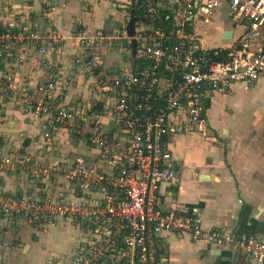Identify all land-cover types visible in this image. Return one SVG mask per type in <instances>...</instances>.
<instances>
[{"label": "built area", "instance_id": "2783aa9c", "mask_svg": "<svg viewBox=\"0 0 264 264\" xmlns=\"http://www.w3.org/2000/svg\"><path fill=\"white\" fill-rule=\"evenodd\" d=\"M127 5L141 10L145 20L135 45L119 50L132 55L128 68L102 70L101 58L87 55L105 40L101 33L76 38L84 52L73 61L88 81L87 104H56L53 81L36 84L32 92L15 86L10 75L14 45L45 54L61 47L62 33L31 27L0 34V111L6 101L18 100L42 120L40 141L49 143L64 130L95 151L91 162L76 158L35 170L24 169H30L28 158L0 154V174L20 167L36 180L58 183L27 195L7 192L0 180V214L35 230L70 226L71 244L47 264H162L163 233L187 235L195 244L264 264V240L224 228L204 230L195 212L167 210L161 195L162 186L179 184L169 140L205 135L214 93L234 84L247 88L264 73V0H128ZM222 8L244 27L231 46L209 48L186 32L196 16ZM166 26L172 29L166 32Z\"/></svg>", "mask_w": 264, "mask_h": 264}, {"label": "crops", "instance_id": "0c3cea01", "mask_svg": "<svg viewBox=\"0 0 264 264\" xmlns=\"http://www.w3.org/2000/svg\"><path fill=\"white\" fill-rule=\"evenodd\" d=\"M127 2L0 0V28L3 31L35 27L41 32L58 30L65 38L61 47L45 54L34 48L26 49L21 44L14 45L15 59L10 74L14 85L27 86L33 92L36 84L51 80L55 83L52 91L54 103L87 104L90 100L86 88L88 81L82 68L73 61L75 54L84 52L78 47L76 38L101 33L105 40L100 41L95 50L86 52L87 55L100 57L102 70L107 67L114 72L124 63L128 68L132 55L119 50H129L135 45V33L142 22L133 16ZM222 9L227 13L225 8ZM222 9L208 16L216 18ZM227 17L230 22L223 19L219 28V40L224 43L212 47H229L243 34L241 22L228 13ZM208 23L207 16L198 15L190 26L191 32L203 44L204 34L198 28ZM116 31H121V36H110ZM225 32L231 33L229 39L223 38ZM106 50L119 53L112 63L103 60ZM18 58L22 60L18 61ZM119 60L122 65L117 64ZM263 82L264 73L249 87L257 88ZM234 87L238 90L243 87L245 91L249 88L234 84L226 92L214 93L208 108L209 111L212 105V119L209 121L207 115L205 135L182 134L169 140L179 184L176 187L162 186L161 195L167 210L195 212L204 230L224 228L236 235H254L264 240V106L251 109L252 114L247 117L246 104L242 99L232 97ZM18 103V100L6 101L0 111L1 155L28 158L30 169L25 170L65 160L72 162L76 158L93 161L95 151L64 130H58L49 143L40 141L42 120ZM21 169L18 167L14 172L0 174L7 192L31 195L58 188V183L36 180L28 171L20 172ZM64 230L68 232L67 237ZM58 237L68 244L61 246V251H54L51 242ZM73 237L74 231L65 223L41 231L31 228L23 220L0 214V264H47L48 260L67 250ZM162 238L167 244L162 264H251L239 253L206 243L195 244L187 235L163 233Z\"/></svg>", "mask_w": 264, "mask_h": 264}, {"label": "rangeland", "instance_id": "374dc122", "mask_svg": "<svg viewBox=\"0 0 264 264\" xmlns=\"http://www.w3.org/2000/svg\"><path fill=\"white\" fill-rule=\"evenodd\" d=\"M223 9L221 10V15L217 16L216 18H212L211 16H207V20H208V24H205L203 27L198 28L200 32H202V34H204V44L207 47H212L215 46L216 43H224L223 41L219 40L220 37V31L219 28L221 27V23L223 21V19H226V22H230V19L227 17V13L226 12H222ZM116 32H112L110 34V36L114 37L117 36V34H119V36H121V31L119 33ZM109 36V35H108ZM256 43V42H255ZM114 49V48H113ZM104 55H102V57L104 58L103 60L105 61V63H112L116 57H118L119 53L114 51L112 52L111 50H106V53H103ZM118 62V61H117ZM119 62H121L119 60ZM117 63V64H121V63ZM127 65L124 63V65H122L121 67H119L120 69L126 68ZM243 87H241V89H236L235 87L232 90V97L234 99H236L238 97V99H242V101L246 104L247 106V117H249L252 112L251 109H255V108H260L262 106H264V82L259 85L257 88H247L248 90H243ZM209 107V105H207ZM208 110V109H207ZM207 115L209 118V121L212 119V105L210 106L209 111H207ZM75 139V138H74ZM77 140V139H75ZM81 141V140H79ZM84 147V146H83ZM86 149V148H85ZM89 150H93V149H89ZM79 154V153H78ZM66 237H67V230L65 231ZM52 246L54 248V251H61V246L65 247L66 244H68V242H63V240L61 239V237H58L57 239H54L52 242ZM53 250V249H52ZM59 258V256L57 257V259Z\"/></svg>", "mask_w": 264, "mask_h": 264}, {"label": "trees", "instance_id": "16d2710c", "mask_svg": "<svg viewBox=\"0 0 264 264\" xmlns=\"http://www.w3.org/2000/svg\"><path fill=\"white\" fill-rule=\"evenodd\" d=\"M130 11H131V13L133 14L134 17H138L139 18V21L140 20L145 21L144 18H143L144 13L141 10H133L132 8H130ZM171 29L172 28L170 26H166V30L165 31L168 32ZM3 30H4L3 28H0V34L4 32ZM185 30H186V32H190L191 31L190 26L186 25ZM207 105H209V104H207ZM208 108L209 107L207 106V109Z\"/></svg>", "mask_w": 264, "mask_h": 264}, {"label": "water", "instance_id": "95a60500", "mask_svg": "<svg viewBox=\"0 0 264 264\" xmlns=\"http://www.w3.org/2000/svg\"><path fill=\"white\" fill-rule=\"evenodd\" d=\"M130 25L133 26V22L130 23ZM129 36H132L131 34H129ZM231 37V33L230 32H225L223 35L224 39H229Z\"/></svg>", "mask_w": 264, "mask_h": 264}]
</instances>
